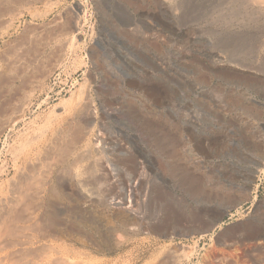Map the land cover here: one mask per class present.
Returning <instances> with one entry per match:
<instances>
[{
	"label": "rangeland",
	"instance_id": "obj_1",
	"mask_svg": "<svg viewBox=\"0 0 264 264\" xmlns=\"http://www.w3.org/2000/svg\"><path fill=\"white\" fill-rule=\"evenodd\" d=\"M0 74V264H264V0H0Z\"/></svg>",
	"mask_w": 264,
	"mask_h": 264
},
{
	"label": "bare ground",
	"instance_id": "obj_2",
	"mask_svg": "<svg viewBox=\"0 0 264 264\" xmlns=\"http://www.w3.org/2000/svg\"><path fill=\"white\" fill-rule=\"evenodd\" d=\"M100 40H96V43H99L100 44ZM5 67V66H4ZM17 69V68H16ZM0 75H2V74H0ZM4 75H5V73H4ZM31 76V75H30ZM8 77V76H7ZM29 78V77H28ZM31 81V80H30ZM29 81V82H30ZM28 82V83H29ZM3 85V84H2ZM18 100V99H17ZM12 103V102H11ZM90 103H92L91 102V100H90V98L86 101V102H84V106L82 107V106H79V108L80 107H82V108H80V113H78V114H80V115H78V117L82 120V122H83V124L88 128L87 130H85V128H78V129H76V131H74V128L71 126V125H68L62 132H61V134H59V135H62V133H64V132H72L73 133V141H74V143H75V145H77L78 143H83V142H85V141H87V140H89V138L91 137V135H93V133H92V131H93V128H89V126L88 125H92L93 124V122H94V120H95V118H96V109H93V108H91V106H92V104H91V106H90ZM95 107V106H94ZM16 109V108H15ZM16 111V110H15ZM17 113V112H16ZM76 113V112H75ZM82 113V114H81ZM15 115V114H14ZM22 116L21 115H19V117H18V119L19 118H21ZM14 120H16V119H14ZM17 121V120H16ZM20 121H21V119H20ZM14 122V121H13ZM16 123V122H15ZM14 123V124H15ZM80 123V122H79ZM78 123V125L80 126V124ZM12 124V123H11ZM93 126V125H92ZM9 127V126H8ZM13 127V126H12ZM81 127H83V126H81ZM10 129V128H9ZM95 133V132H94ZM55 136V135H54ZM8 137V136H7ZM97 137V136H96ZM53 138V137H52ZM72 138V137H71ZM52 140V139H51ZM52 141H54L53 143H54V145L52 146L53 148H55V149H57V147H58V142H57V140H52ZM50 144V143H49ZM60 146H62V145H60ZM50 147V146H49ZM48 147V148H49ZM53 148H51V149H53ZM59 148V147H58ZM46 149V148H45ZM64 149V148H63ZM70 149V148H69ZM54 150V149H53ZM66 150V149H65ZM64 150V152H66V151H68V150H66L65 151ZM42 151V150H41ZM70 151V150H69ZM67 153V152H66ZM41 154V153H40ZM51 154V153H50ZM61 154H65V153H63V150L61 151ZM53 155V154H52ZM70 155V154H69ZM29 160V159H28ZM38 161V160H37ZM55 162H56V159H55ZM32 163V162H31ZM44 163V162H43ZM42 164V163H41ZM38 165V164H37ZM28 166V165H27ZM23 168V167H22ZM50 169V168H49ZM52 169V168H51ZM50 169V170H51ZM22 170V169H21ZM28 170H30L29 172H31V171H34V167H33V169L32 168H28L27 170H22V172L21 173H19V174H22L21 176H19V177H22L23 175H25V172L26 171H28ZM36 173V172H35ZM28 174H30V173H28ZM28 177L30 176V175H27ZM26 176V177H27ZM25 177V176H24ZM36 177V176H35ZM67 177V176H66ZM36 179V178H35ZM50 179V178H49ZM25 180V179H24ZM23 180V181H24ZM27 180V179H26ZM29 180V179H28ZM27 180V181H28ZM14 181H16V180H14ZM21 181V180H20ZM47 181V180H46ZM64 181V180H63ZM62 181V182H63ZM31 182V181H30ZM17 183H19V182H17ZM32 183V182H31ZM34 183V182H33ZM42 183V182H41ZM77 183H79V182H77ZM24 184H26V183H24ZM10 185V184H9ZM13 184H11V186H12ZM51 186V185H50ZM59 186V185H58ZM18 187H21V186H18ZM23 187V186H22ZM30 188V187H29ZM33 188V187H32ZM44 188V187H43ZM43 188H41V187H38V188H35V189H30V190H25V187L21 190V189H19V188H17V186H16V184H15V182H14V186H13V188H11V190L9 191V193H8V195L6 196V198L4 197V199H0V224L3 226V225H5V224H7L8 222H12V221H14V218H21L22 217V214L21 213H19V212H17V209H16V207H18V206H16V205H18L22 200H29V201H31V200H40L41 202H38V201H36V202H38L39 204L40 203H43V204H41V206L43 205V207H44V203H45V198L47 197V195H49L50 194V191H48L46 188L45 189H43ZM84 188V187H83ZM24 190V191H23ZM170 192V191H169ZM86 193H88V192H86ZM80 194V193H79ZM84 194V197L86 198V200L87 201H91V200H93L94 198L90 195V194H85V193H83ZM172 194V193H171ZM54 195V194H53ZM82 195V194H81ZM50 196V195H49ZM74 196V195H73ZM98 197V196H97ZM96 198V197H95ZM49 199V198H48ZM84 199V198H83ZM27 202V201H26ZM26 202H24V203H26ZM33 202V201H32ZM97 202V201H96ZM117 202H121V201H117ZM22 203V202H21ZM20 203V204H21ZM36 204V203H31V205L32 206H34L35 208H38L40 205L39 204ZM23 204V203H22ZM91 204V203H90ZM24 205V204H23ZM29 205H30V202H29ZM28 205V207H30ZM49 205H50V202H49ZM31 206V207H32ZM48 206V205H47ZM46 206V207H47ZM92 206V205H91ZM97 206V205H96ZM24 207V206H23ZM26 207V206H25ZM33 207V208H34ZM42 207V208H43ZM46 207H45V209H46ZM75 207H77V204H76V206ZM27 208V207H26ZM49 208V207H48ZM95 208V207H94ZM44 209V208H43ZM42 209V210H43ZM44 209V210H45ZM171 210H172V207L170 208ZM51 210V209H50ZM122 210V209H121ZM178 210V209H177ZM19 211V210H18ZM20 211L22 212L23 210L22 209H20ZM37 211H39V210H37ZM67 211V210H66ZM83 210L82 209H78V208H75V209H73V212L72 213H75V214H78V213H80V212H82ZM168 211H169V209H168ZM173 212H171V213H168L166 216H167V221H168V223H170V222H173L175 219L176 220H178V216L179 215H177V213H175L174 212V209L172 210ZM179 211V210H178ZM177 211V212H178ZM40 212H41V210H40ZM45 212V211H44ZM62 212V211H61ZM61 212H59V213H61ZM83 213V212H82ZM84 213H85V211H84ZM88 213V212H87ZM180 213V212H179ZM36 214V213H35ZM34 214V215H35ZM62 214H63V212H62ZM69 214V213H68ZM71 214V213H70ZM27 215H28V213H27ZM45 215H47V212L46 213H43V215H42V217L44 216V220L47 218ZM65 215V214H64ZM87 215V214H86ZM90 215V214H89ZM93 215H94V213H93ZM132 215V214H131ZM181 215V214H180ZM67 216V215H66ZM65 216V217H66ZM75 216V215H74ZM73 216V217H74ZM79 216V215H78ZM133 216V215H132ZM34 217V216H33ZM41 217V218H42ZM46 217V218H45ZM52 217V216H51ZM71 216H69V218H70ZM76 217V216H75ZM94 217V216H93ZM36 219H38V217H35ZM133 218V217H132ZM24 219H25V217H24ZM40 219V218H39ZM38 219V220H39ZM49 219H50V217H49ZM65 219V218H64ZM63 219V220H64ZM75 219V218H74ZM89 219V218H88ZM91 220H89L88 222H86V231H87V233H88V235H91L90 236V240L92 239H94L93 237H94V235H95V232H97V231H99V228H98V225H97V222H95V220L92 218V216H91V218H90ZM180 219V218H179ZM53 220V219H52ZM182 220V219H181ZM16 221V220H15ZM54 221V220H53ZM53 221H51V220H48L47 221V225L45 226V232H43L42 233V238H43V240H44V238H49V237H54V238H56V239H62V238H65V235L68 233V234H74V233H77V232H79L80 230H81V228H79L78 226V229H79V231L78 230H75L74 228H70V229H65V228H63L64 226H65V224L63 223H59L58 221L57 222H53ZM165 221V220H164ZM43 222V221H42ZM65 222V221H64ZM67 222V221H66ZM32 223V222H31ZM40 223V222H39ZM75 223L77 224L78 223V221L76 222V220H75ZM81 223V222H80ZM130 223H132V222H129V224ZM37 224V223H36ZM173 224V223H172ZM10 225V224H9ZM64 225V226H63ZM67 225H71V224H66V228L68 227ZM72 225H73V223H72ZM71 225V226H72ZM78 225V224H77ZM41 226V225H40ZM42 226H44V225H42ZM76 226V225H75ZM4 228H5V226H3ZM8 226H6V228H7ZM25 227V226H24ZM74 227V226H73ZM82 227V226H81ZM84 227V226H83ZM11 228V227H10ZM21 228V227H20ZM172 228V227H171ZM22 229V228H21ZM24 229V228H23ZM37 229V228H36ZM84 229V228H83ZM98 229V230H97ZM38 231V230H37ZM43 231V230H42ZM8 232V231H7ZM7 232H5V233H7ZM16 232V231H15ZM41 232V231H40ZM4 233V234H5ZM8 233H10V231L8 232ZM7 233V234H8ZM20 233V232H19ZM84 234H85V232H83ZM4 234H2V235H4ZM14 234V233H13ZM6 235V234H5ZM28 235V234H27ZM76 235H78V234H76ZM24 236V235H23ZM39 236V235H38ZM96 236V235H95ZM75 237V236H74ZM73 237V238H74ZM7 238V237H6ZM5 238V239H6ZM32 238V237H31ZM81 238H82V236H81ZM84 238V237H83ZM87 237L85 236V239H86ZM0 239H1V236H0ZM5 239H4V241H5ZM55 239V240H56ZM66 239V238H65ZM69 239V238H68ZM74 239H76V237L74 238ZM88 239V238H87ZM15 240V239H14ZM70 240V239H69ZM72 240V239H71ZM95 240H97V239H95ZM46 241V240H45ZM51 241H52V238H51ZM58 241V240H57ZM61 241V240H60ZM82 241L83 242H85L83 239H82ZM1 242V241H0ZM26 242V241H25ZM56 242V241H55ZM54 242V243H55ZM62 242H63V240H62ZM75 242V241H74ZM7 243V242H6ZM30 243V242H29ZM51 243H53V242H51ZM64 243V242H63ZM5 244V243H4ZM17 244V243H16ZM16 244H15V246H16ZM10 245V244H9ZM46 245V244H45ZM44 245V246H45ZM48 245V247H50L51 246V244H47ZM50 245V246H49ZM55 245V244H54ZM77 245V244H76ZM25 246V245H24ZM89 246V245H88ZM35 247V246H34ZM33 247V248H34ZM54 247H57L56 245L55 246H52V248H54ZM59 247V246H58ZM71 247V246H70ZM1 248V247H0ZM21 249H22V247H20ZM24 248V247H23ZM31 247H29V249H30ZM51 248V247H50ZM25 249V248H24ZM46 249V248H45ZM55 249V248H54ZM65 249H67V247H65ZM71 249V248H70ZM16 250V249H15ZM20 250V249H19ZM28 250V249H27ZM26 249H25V251H27ZM31 250H33L32 248H31ZM42 250V249H41ZM24 250H22V252H23ZM39 251V250H38ZM54 252H56V251H54ZM44 253H45V251H44ZM63 253V252H62ZM6 255V254H5ZM47 256H48V254H47ZM54 256V255H53ZM52 256V257H53ZM38 257V256H37ZM37 259H39V258H37ZM52 259V258H51ZM36 261V260H35ZM55 263H57V264H78V263H75V262H70L69 261V259H67L66 258V256L64 257V256H62V255H58L57 254V256L54 258V260H53ZM18 262V261H17ZM52 262V261H51Z\"/></svg>",
	"mask_w": 264,
	"mask_h": 264
}]
</instances>
